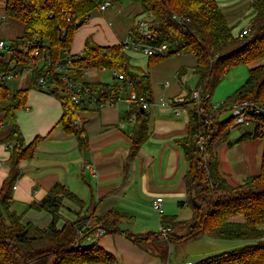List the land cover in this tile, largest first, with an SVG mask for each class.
<instances>
[{"label": "trees", "instance_id": "1", "mask_svg": "<svg viewBox=\"0 0 264 264\" xmlns=\"http://www.w3.org/2000/svg\"><path fill=\"white\" fill-rule=\"evenodd\" d=\"M106 1L112 5L127 0H9L5 5V16L21 22L24 34L9 45L10 60L0 58V76L21 75L20 69L30 65L31 59L36 63L27 88L11 94L4 82L0 83V112L12 120L6 134L0 138V144L10 146L9 172L0 188V264H118L115 256L102 249L99 242L89 240L96 229H103L104 236L124 237L157 257L162 264H169L170 245L203 237L253 243L195 264H264V66L248 69L244 84L219 106L214 108L210 102L214 90L230 71L264 60V0H256L250 5L254 16L248 26V35L241 38L231 34L217 0H128L138 4L142 14L150 16L152 39L145 44L150 47L166 44L169 47L165 56L148 57V68L166 58L189 54L195 60V89L201 94L199 106L188 102V131L185 137L175 141L187 163L183 177L185 200L178 202L177 206L190 207L191 217L176 221L162 216L160 225L170 228L167 239L157 233L136 239L129 231L118 228L124 215L115 211L101 215H94L90 210L82 211V201L60 184H56L40 202L27 205V209L43 210L51 216L45 230L30 223L22 224L21 217L12 211L11 192L20 175L19 162L32 160L43 139L36 137L26 144L15 123L14 113L25 107L31 88L39 89L36 85L40 79H47L44 89L50 86L47 92L60 103L58 125L66 135L74 137L80 150H88L86 133L76 119V113L83 108L74 105L63 93L64 83L59 74H54L53 66L64 58V52L69 53L76 31L90 13L99 10ZM174 16L187 21L180 24ZM134 31L133 28L130 33ZM35 50H38L36 57L32 56ZM46 56L51 62L50 67L43 63ZM71 58L72 64L66 71L69 82L109 88L112 85L88 82L83 71L117 72L125 82L131 83V90L138 98L151 102L148 98L151 95L148 72H138L131 65L121 43L102 47L88 37L83 52ZM206 94L207 99L204 98ZM241 102L255 106L260 112L246 113L249 128L244 129L236 142L259 140L263 143V153L259 173L246 178L241 185L231 186L219 173L214 147L217 143H227L233 129V118L220 123V117ZM131 115H134L135 122L125 170L137 156L149 130V115L139 105H131L127 116ZM206 122L208 126L205 127ZM1 126L2 121L0 132ZM199 135L204 140L202 152L196 142ZM64 199L79 207L80 212L73 222L58 228ZM92 218L95 224L88 227Z\"/></svg>", "mask_w": 264, "mask_h": 264}, {"label": "crops", "instance_id": "2", "mask_svg": "<svg viewBox=\"0 0 264 264\" xmlns=\"http://www.w3.org/2000/svg\"><path fill=\"white\" fill-rule=\"evenodd\" d=\"M7 1L9 0H0V41L9 46L23 36L24 25L5 16L4 8ZM254 1L256 0H217V6L225 16L234 37L249 26L254 16L250 5ZM120 4L122 7L118 8ZM133 5L141 12L138 4L127 0L118 3L116 8L111 10L99 9L100 15L97 17L91 19L88 17L74 35L69 56L81 54L88 37L102 47L122 43L134 28L138 18L132 19L130 23L128 20L121 21L120 15L130 9H133L134 14ZM112 19L115 22H110ZM10 56L0 50L1 59L8 61ZM188 57L192 56L180 54L166 58L147 71L151 82V97H148L151 99L149 103L151 107L146 111L149 115L148 135L126 170L125 162L131 146L130 138L134 125L128 122L127 112L131 106L126 103V95H121V101L113 107L106 106L99 110L88 108L76 113V119L87 136L88 150L82 151L74 137L66 135L58 125L61 106L55 96L47 92L51 87L47 86L44 90L31 88L27 94L25 107L14 113V120L26 144L36 137L43 139L38 143L32 160L19 162L20 175L12 187L11 209L21 217V223H30L40 230L48 227L51 216L43 210L27 209V205L40 202L56 184L64 186L82 201L84 204L82 211L90 210L94 215L115 211L124 215L118 223L119 229L124 223H132L134 226L137 222L148 224V219L151 218H148V210L153 211L152 204L156 198L163 200L162 215L158 216L154 212L158 226L162 216L175 218L176 221L189 220L191 215L185 220H179L166 216L164 211L165 206L177 205L178 202L185 200L183 177L187 171V163L175 141L187 134L189 95L197 83V76L193 73L195 60ZM255 66H264V60L255 62ZM189 70L192 74L190 78L192 87H187L182 81V77L187 76ZM102 72L93 71V75H87L85 79L90 83L107 85L117 83L115 72H111L112 83L102 80ZM166 82L168 86L164 87ZM4 84L6 86V83ZM173 108L182 110L179 116L174 115ZM11 123L12 120L8 127ZM3 126L2 123L0 138L5 135L7 129ZM214 151L218 159L219 173L231 186L241 185L246 178L259 173L263 153V143L259 140L236 142L228 138L227 143H217ZM9 159L10 146L0 144V188L9 172ZM85 162L93 165L94 174L83 169ZM79 212V207L64 199L58 228H62L67 222H73ZM93 222L91 220L89 226H93ZM148 233L150 232L138 231L137 235H133L140 240ZM107 236L109 238L104 236L98 240L99 246L114 255L118 264L120 261V264H123V251L116 248V243L127 248L130 246L125 244L123 240L125 238L122 236ZM215 241L211 243L218 247L214 243L223 240ZM130 252L137 264H162L157 257L146 251L145 255L134 249Z\"/></svg>", "mask_w": 264, "mask_h": 264}, {"label": "built area", "instance_id": "3", "mask_svg": "<svg viewBox=\"0 0 264 264\" xmlns=\"http://www.w3.org/2000/svg\"><path fill=\"white\" fill-rule=\"evenodd\" d=\"M111 4L109 2H104L101 4L99 9L101 11L105 10L106 8L110 7ZM178 23L184 24V21H187L179 16L173 17ZM134 33H130L126 39L121 43L123 45L124 51H130V50H136V51H142L144 56L150 57V56H165L167 52L169 51V47L166 44H162L157 47H150L145 44L146 41H149L152 39V34L150 32V16L147 14H144L141 19L137 20L134 26ZM249 27L239 32L235 37H243L248 35ZM9 46H7L4 42L0 41V50L6 51L11 53L9 50ZM32 56L36 57L38 56V50L33 51ZM64 58L62 60H59L55 65L53 66L54 74H59L61 76V80L63 81V93L69 97L70 101L77 105L80 108L88 109V108H94V109H101L106 106L113 107L118 102L121 101L120 96L126 95V103L128 105H134L137 104L141 107L142 110L148 111L151 107V104L144 102L141 98H138L131 90L132 85L129 82H125L124 78L121 74L115 72V78L117 83L110 86L109 88H105L103 86L101 87H93V86H84L81 84H76L73 82H69L66 76L67 69L71 66L73 58L69 56L67 52H64L63 54ZM11 57V56H10ZM23 60L26 61L25 58ZM34 59H31L30 65L21 68V72L26 74H31L33 71V67L35 66ZM43 63L46 65V67L51 66V62L49 58L46 56L43 58ZM84 74L88 76L93 75V70H84ZM14 77L12 74L10 75H4L0 76V80H7ZM47 84V79L42 78L38 81L37 87L39 89H44L45 85ZM164 87L168 86V83H164ZM118 95V96H117ZM204 98H208V95H204ZM189 100L193 102L195 105L199 106L200 100H201V94L199 90L194 89L189 95ZM216 108V107H214ZM182 110L173 108V112L175 116H179L180 112ZM260 111L258 108H256L253 105L248 104L247 102H241L239 104H236L232 106L231 108V116L233 118V129L237 127H248L250 124L246 121L245 115L246 113H253L258 114ZM128 122L133 124L135 122L134 115H131L128 117ZM208 126V123H205V127ZM197 145L199 147V150L202 152L204 150V140L202 138V135H199L196 139ZM1 167V163H0ZM83 169L90 172L91 174L95 173V169L93 165L90 162H85ZM162 198H156V200L152 204V210L155 212L158 216H161L163 213L162 210ZM170 232V228L166 226H159L157 230V234H159L163 239L168 238V233ZM105 231L103 229L96 230L91 237L89 238L92 242H98L102 237H104Z\"/></svg>", "mask_w": 264, "mask_h": 264}, {"label": "rangeland", "instance_id": "4", "mask_svg": "<svg viewBox=\"0 0 264 264\" xmlns=\"http://www.w3.org/2000/svg\"><path fill=\"white\" fill-rule=\"evenodd\" d=\"M116 6L117 4H112L111 7H108L109 8L108 10H111L114 7L116 8ZM133 6H134L135 13L132 14L133 9L128 10L127 13L125 11L124 14L120 15L121 21L128 20L129 22L130 21L132 22V19L134 18L135 19L138 18L137 20L142 18L144 14H142V12H139V9L136 5H133ZM119 7L121 8L122 5L121 4L118 5V8ZM136 14L137 16H135ZM99 15L100 13L96 9L90 13L89 18L91 19ZM110 22H115V21L114 19H112ZM4 53L9 56L11 55V53L6 52V51H4ZM126 54L130 57L132 66L135 67L138 72L146 73L149 70L148 68L149 58L144 56L142 51L130 50V51H126ZM188 58H192V57H188ZM254 66H255V63L249 66H240L230 71L228 75L226 76V78L214 90L211 96V100H210L211 104L214 107H217L228 96L232 95L246 81L248 69ZM85 76L87 75L84 74V77ZM191 76L192 74H191V71L189 70L187 76L182 77V81L185 83L187 87H192L193 85V83L192 84L190 83ZM112 77L113 76L110 71H103L101 74L102 80L107 83L113 82ZM29 78H30V75L24 73L20 76L18 75L17 77L16 76L14 78L12 77V79L10 80L8 79L3 80V81L0 80V83H3V82L6 83V86L9 89V91L15 92L18 89H25L28 86V83L30 80ZM0 121H2V123L4 124L3 127L7 128L4 133L6 134L8 130V124L10 123L11 118L7 117L5 119L3 113H0ZM248 128L249 127H243V128L237 127V128L231 129L229 140L230 141L236 140L245 131L244 129H248ZM230 181L233 182L232 180ZM164 211H165L166 216L176 217L179 220H185L191 215L190 207L185 206L183 208H178L176 204H170V205L165 206ZM0 212L2 213L1 210ZM152 212L148 210V218L151 217L148 219L149 220L148 224L146 222H137L136 225L134 226V224L132 223H129V224L124 223V225L123 224L120 225V229L121 230L127 229L129 230L130 233L134 235H137L138 231H143L144 233L157 232L159 226H158L157 218L155 217L154 212L153 213ZM91 220L94 221V218H92ZM237 220L240 221V218H238ZM93 224H95V221L93 222ZM88 227H91V226L88 225ZM262 229L264 230V226H262ZM105 238H109V236H106ZM135 238L137 239V236H135ZM123 240L126 245L128 244V246H130V248L125 247V245L124 246L118 245V243H116V248L118 249L120 248L123 251L122 256L124 259L122 263L123 264H137V261L134 255L129 254L131 253L130 252L131 249H134L138 253L141 252L143 255H145L144 253L146 252L144 251L142 247H139L126 239H123ZM211 242H216V241L215 239H212L209 237H206V238L203 237L201 239L191 241L188 243L170 245L169 246V264H195L199 260L204 259L206 257L217 255L219 253L226 252V251L228 252V251H231L237 248H242V247H245L246 245L253 243L250 241H232V242L217 241L218 243H214V244H216L218 247H214L213 243ZM120 263L121 261L119 262V264Z\"/></svg>", "mask_w": 264, "mask_h": 264}, {"label": "water", "instance_id": "5", "mask_svg": "<svg viewBox=\"0 0 264 264\" xmlns=\"http://www.w3.org/2000/svg\"><path fill=\"white\" fill-rule=\"evenodd\" d=\"M230 118H232L231 113H230V112H227V113L223 114V115L220 117L219 122H220V123H224V122H226V121H227L228 119H230Z\"/></svg>", "mask_w": 264, "mask_h": 264}]
</instances>
